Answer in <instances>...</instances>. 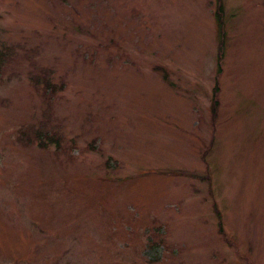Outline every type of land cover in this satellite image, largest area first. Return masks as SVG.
<instances>
[{
  "label": "rangeland",
  "instance_id": "374dc122",
  "mask_svg": "<svg viewBox=\"0 0 264 264\" xmlns=\"http://www.w3.org/2000/svg\"><path fill=\"white\" fill-rule=\"evenodd\" d=\"M217 4L0 0V264H264V0L222 52Z\"/></svg>",
  "mask_w": 264,
  "mask_h": 264
},
{
  "label": "trees",
  "instance_id": "16d2710c",
  "mask_svg": "<svg viewBox=\"0 0 264 264\" xmlns=\"http://www.w3.org/2000/svg\"><path fill=\"white\" fill-rule=\"evenodd\" d=\"M217 10L215 11V19H217V22L219 23V30H220V48L219 50L221 51L222 50V47H223V43H224V35H225V29H223V19L221 18L222 15H221V4H220V0H218V4L216 6ZM222 52V51H221ZM1 54V52H0ZM1 58V57H0ZM43 91L46 95H49V93L51 92V94L53 93V86L50 82V80H47V78H43ZM213 97L211 99V115H212V118L213 119H216L217 117V111H218V108H219V99H218V86L214 87L213 89ZM20 135L24 136L25 138H27L28 140H30L31 137H28L26 136L25 132L24 131H20ZM38 136V134L36 133V137ZM51 140H55L54 137H51L50 138V141ZM40 146H44L43 142L40 140V142L38 143ZM215 211L217 212L218 216H219V211H217V209H215ZM218 232H220L222 235H226L225 232L223 231V228H222V224H221V221L218 223ZM227 236V235H226ZM225 236V237H226ZM229 242V240H228ZM231 243V242H230Z\"/></svg>",
  "mask_w": 264,
  "mask_h": 264
}]
</instances>
